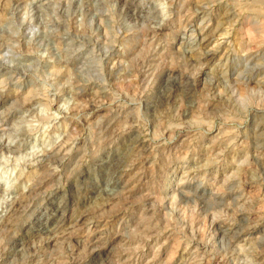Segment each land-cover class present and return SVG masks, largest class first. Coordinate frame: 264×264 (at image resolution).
Segmentation results:
<instances>
[{
  "label": "rangeland",
  "instance_id": "obj_1",
  "mask_svg": "<svg viewBox=\"0 0 264 264\" xmlns=\"http://www.w3.org/2000/svg\"><path fill=\"white\" fill-rule=\"evenodd\" d=\"M0 264H264V0H0Z\"/></svg>",
  "mask_w": 264,
  "mask_h": 264
},
{
  "label": "bare ground",
  "instance_id": "obj_2",
  "mask_svg": "<svg viewBox=\"0 0 264 264\" xmlns=\"http://www.w3.org/2000/svg\"><path fill=\"white\" fill-rule=\"evenodd\" d=\"M154 33H157V31H154ZM206 39V38H205ZM66 40V39H65ZM194 41V40H193ZM204 41L203 39L201 40V42ZM192 42V41H191ZM200 42V41H199ZM196 45V44H195ZM211 45V40L208 39L206 41L203 42V48L207 49L205 50V54H206V58L212 60L216 54H217V50L212 49V47H210ZM199 54V53H198ZM205 57V56H204ZM203 58V57H202ZM168 76V75H167ZM170 77V76H169ZM171 81V80H170ZM175 83V82H174ZM173 83V84H174ZM184 85V84H183ZM168 87V86H167ZM181 87V86H180ZM179 87V88H180ZM185 87V86H184ZM165 88V87H164ZM180 90V89H179ZM190 90L186 91L189 92ZM184 92V91H183ZM191 92V91H190ZM188 94V93H187ZM190 95V93H189ZM191 96V95H190ZM147 105H150V103H146ZM153 107V106H152ZM56 153V152H54ZM49 154V153H48ZM51 154V153H50ZM54 155V154H53ZM55 156V155H54ZM51 157V156H50ZM53 157V156H52ZM51 157V158H52ZM121 169V168H120ZM118 170V169H117ZM116 171V170H115ZM110 173V172H109ZM107 174V173H106ZM105 175V174H104ZM106 176V175H105ZM108 176V175H107ZM118 176V175H116ZM110 177V176H109ZM106 178V177H105ZM104 179L103 184H104V188H100L101 184L96 180L95 182H93V186L99 190V191H104L106 193H110L112 192L114 189H116V182L113 181L110 178ZM115 180V179H114ZM92 182V181H91ZM90 183V182H89ZM103 192V193H104ZM111 195V194H110ZM66 207V201H64L63 199H58L53 201L52 205H51V209H52V213L51 215H49L50 217H46L44 220H41L39 222H37L36 228L34 229L36 232H40V233H50L52 231V229L54 228L55 225H57L56 223H53L52 220H54V218H56V216L58 214H63V211ZM59 218V217H58ZM52 219V220H51ZM60 220V219H57ZM56 221V220H55ZM58 222V221H57ZM59 226V225H58ZM233 227V226H232ZM230 229V228H229ZM224 231V230H223ZM238 232V231H236ZM239 233V232H238ZM224 235V234H223ZM46 236V235H45Z\"/></svg>",
  "mask_w": 264,
  "mask_h": 264
}]
</instances>
